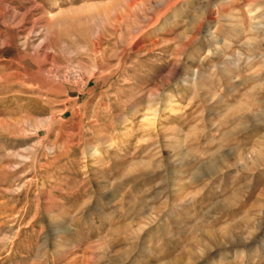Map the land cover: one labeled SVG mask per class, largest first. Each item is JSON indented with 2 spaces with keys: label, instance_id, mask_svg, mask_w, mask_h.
<instances>
[{
  "label": "rangeland",
  "instance_id": "1",
  "mask_svg": "<svg viewBox=\"0 0 264 264\" xmlns=\"http://www.w3.org/2000/svg\"><path fill=\"white\" fill-rule=\"evenodd\" d=\"M0 264H264V0H0Z\"/></svg>",
  "mask_w": 264,
  "mask_h": 264
}]
</instances>
